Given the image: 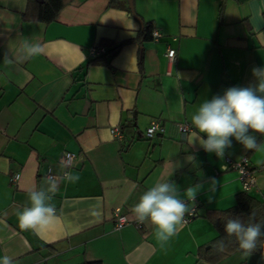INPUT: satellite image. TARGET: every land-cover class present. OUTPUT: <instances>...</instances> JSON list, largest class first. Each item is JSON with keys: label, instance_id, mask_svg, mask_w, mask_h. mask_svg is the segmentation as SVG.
Masks as SVG:
<instances>
[{"label": "crops", "instance_id": "crops-1", "mask_svg": "<svg viewBox=\"0 0 264 264\" xmlns=\"http://www.w3.org/2000/svg\"><path fill=\"white\" fill-rule=\"evenodd\" d=\"M42 1L0 0V258L13 264H264L259 254L236 252L217 261L200 254L217 234L207 212L231 207L243 191L225 157L249 158L255 186L247 192L264 201V166L256 164L264 151L231 138L232 147L218 157L188 143L202 102L257 82L252 69L264 68V17L252 10L264 0H132L134 14L128 0H61L50 22L38 19ZM142 22L159 36L139 44L131 39ZM25 38L40 43L42 54L21 58ZM128 39L108 63L87 65L94 58L90 48ZM168 48L176 49L173 61ZM6 54L17 57L12 65L3 63ZM153 121L161 131L146 137ZM181 123L190 130L182 133ZM116 126L120 139L111 133ZM250 134L264 142V135ZM65 151L75 154L70 168L58 161ZM47 168L59 175L51 201L59 222L37 235L20 229L17 211L29 205L30 189L47 187ZM65 170L79 181L63 180ZM167 180L181 199L189 187H202L189 204L194 216L161 247L154 227L138 225L132 209L147 189ZM115 209L127 218L121 228Z\"/></svg>", "mask_w": 264, "mask_h": 264}, {"label": "clouds", "instance_id": "clouds-1", "mask_svg": "<svg viewBox=\"0 0 264 264\" xmlns=\"http://www.w3.org/2000/svg\"><path fill=\"white\" fill-rule=\"evenodd\" d=\"M252 15L264 17V7L253 9ZM21 58L36 57L42 54L43 46L31 39H22L20 45ZM17 57L5 55L3 63L12 65ZM252 74L256 78L255 85L248 87H230L222 96H213L211 100L202 102L191 117V125L195 132L189 139V144L198 143L204 151L215 153L223 157L225 151L232 147V139L243 145L246 150L254 152L264 151V142H257L250 130L264 135V68H253ZM206 134V139L200 134ZM257 166H264V159L256 161ZM244 170L241 169V175ZM79 175H73L65 170L63 180L69 183L79 181ZM210 191L215 190L216 182L212 180ZM202 185L189 187L180 198V193L174 182H158L147 189L139 198L132 211L140 224L150 223L154 229L156 240L161 247L176 236L184 226L185 216L192 215L193 209L189 206ZM58 191L55 178L47 180V187L32 188L28 191L29 205L17 211L20 229L32 231L37 235L54 230L59 222L57 209L51 201ZM92 216H99L93 210ZM225 232L229 237H235L238 247L247 257L257 247L264 249V223L255 222L254 214L247 222L240 218H228L225 223ZM264 255V254H262ZM0 264H13L9 256L0 258Z\"/></svg>", "mask_w": 264, "mask_h": 264}, {"label": "trees", "instance_id": "trees-1", "mask_svg": "<svg viewBox=\"0 0 264 264\" xmlns=\"http://www.w3.org/2000/svg\"><path fill=\"white\" fill-rule=\"evenodd\" d=\"M33 1L35 2V0ZM36 4L38 6V19L44 22L55 20L59 9L63 5L61 0H43L42 3L36 2ZM152 29L150 22H142V26L139 29L137 36L131 40L137 41L141 44L143 40L152 37ZM131 40L128 39L119 43L103 40L101 46L105 48V51L99 55H95L94 58L87 62V65L91 63H108L111 58L118 53L122 45ZM131 125L132 124L128 123L127 125H123L122 128L125 131V129L131 127ZM252 214H254L255 222L264 223V201L259 200L247 191L237 193L235 195V203L231 207L223 210L207 212L206 217L216 229L217 234L210 242V247L208 249H205L204 247L200 248V254L208 260L217 261L233 253L242 252L238 247L235 237H229L225 232V223L228 218H240L242 221L247 222ZM252 254H259L264 257V255H262L264 254V249L258 246ZM81 264L101 263L99 261H92L83 262Z\"/></svg>", "mask_w": 264, "mask_h": 264}, {"label": "built area", "instance_id": "built-area-1", "mask_svg": "<svg viewBox=\"0 0 264 264\" xmlns=\"http://www.w3.org/2000/svg\"><path fill=\"white\" fill-rule=\"evenodd\" d=\"M151 35L153 38H157L159 36V32L156 29H153L151 32ZM104 51H105L104 48H90V54L93 56L101 54ZM166 56L168 57L170 61H173L176 56V49L168 48L166 51ZM178 127L182 133H186L187 131L190 130V126L187 125L186 123H181L178 125ZM159 131H161L159 124L153 121L146 128L145 136L151 137L152 135H154L156 132H159ZM111 133L113 134V136H115L118 139L123 137V133L121 132V129L118 126L113 127L111 129ZM74 159H75L74 153L70 151H65L60 155V157L58 158V161L65 168H70L73 165ZM225 162L228 168L236 172L237 177L241 182L243 191H249L255 186V169L251 167L249 158L246 155H243L239 159H232L231 157L226 156ZM241 169L244 170L243 175H241ZM45 176L47 180L49 178H55V180L57 181V179L59 178V175L53 173L50 168L46 169ZM192 209H193V214L191 216L186 214L185 223L188 222L194 216L195 207L192 206ZM113 218L115 220L116 228H121L127 222L126 216L122 214L119 209H115V211L113 212ZM139 224L140 223H138V225Z\"/></svg>", "mask_w": 264, "mask_h": 264}, {"label": "water", "instance_id": "water-1", "mask_svg": "<svg viewBox=\"0 0 264 264\" xmlns=\"http://www.w3.org/2000/svg\"><path fill=\"white\" fill-rule=\"evenodd\" d=\"M40 2L42 1V0H39ZM129 1V7H130V10H131V13H133V6H132V0H128ZM134 14V13H133ZM210 247V245L209 246H207V248H209Z\"/></svg>", "mask_w": 264, "mask_h": 264}]
</instances>
